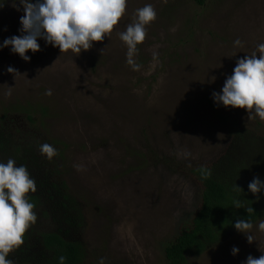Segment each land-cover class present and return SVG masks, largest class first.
<instances>
[{
    "label": "rangeland",
    "instance_id": "374dc122",
    "mask_svg": "<svg viewBox=\"0 0 264 264\" xmlns=\"http://www.w3.org/2000/svg\"><path fill=\"white\" fill-rule=\"evenodd\" d=\"M145 4L156 18L137 45L134 69L119 33ZM0 5L2 43L20 35L23 6L19 0ZM37 42L40 50H27V62L11 46L0 49V116L28 112L56 141L62 177L85 218L82 264H98L101 257L105 264H168L163 247L187 224L200 197L184 168L210 162L237 127L264 135V120L255 113L211 98L236 59L264 43V0H127L108 37L88 50L60 52L42 38ZM8 66L17 72H7ZM261 222L245 231L251 242L237 231L187 264L259 258Z\"/></svg>",
    "mask_w": 264,
    "mask_h": 264
},
{
    "label": "trees",
    "instance_id": "16d2710c",
    "mask_svg": "<svg viewBox=\"0 0 264 264\" xmlns=\"http://www.w3.org/2000/svg\"><path fill=\"white\" fill-rule=\"evenodd\" d=\"M194 1L202 5L206 0ZM27 113L0 116V162L11 158L17 166H27L36 191L26 196L38 214L24 233L23 243L7 258L13 264H59L58 257L63 255L64 264H82L87 255L79 238L85 227L82 204L62 177V153L56 141L41 133ZM44 143L57 150L51 159L40 152ZM184 169L198 183L200 197L187 224L163 247L168 264H187L209 246L224 241L238 231L233 227L237 219L251 224L264 219V194L254 196L247 187L253 177L264 181V135L237 127L210 162Z\"/></svg>",
    "mask_w": 264,
    "mask_h": 264
},
{
    "label": "clouds",
    "instance_id": "9594fccd",
    "mask_svg": "<svg viewBox=\"0 0 264 264\" xmlns=\"http://www.w3.org/2000/svg\"><path fill=\"white\" fill-rule=\"evenodd\" d=\"M126 4L127 0H19V5L23 6V15L19 18L20 35L4 38L0 49L11 46L10 52L27 62L30 57L26 51H39L37 39L42 38L45 44L58 46L60 52L80 53L88 50L93 41L108 37L124 14ZM14 7L21 10L16 4ZM135 14V22L128 24L119 37L127 46L128 63L138 69L139 65L133 63L132 57L137 52V45L145 39L146 25L155 20L156 11L151 4H145L136 9ZM233 43L239 46L241 41L237 38ZM6 70L17 72L12 66ZM211 98L216 105L244 108L249 115L255 113L264 120V43L257 44L255 51L236 59L231 74L225 76L218 92L213 90ZM40 152L48 159L57 154L56 148L48 143L40 145ZM247 187L254 196L264 194V181L257 177H253ZM30 190L36 191V182L26 165L17 166L11 158L6 163L0 162V264H13L12 259L7 258L8 254L23 243L24 233L36 222L35 205L26 196ZM233 227L245 234L252 224L237 219ZM258 228L264 231V222ZM246 237L252 241L250 236ZM238 251L236 246L231 248L232 255ZM65 259L63 255L59 256V264H64ZM98 264H105L103 257ZM243 264H264V254L259 258L249 254Z\"/></svg>",
    "mask_w": 264,
    "mask_h": 264
}]
</instances>
